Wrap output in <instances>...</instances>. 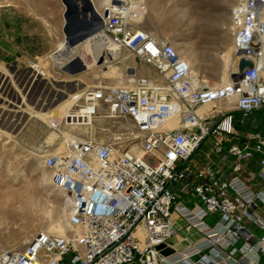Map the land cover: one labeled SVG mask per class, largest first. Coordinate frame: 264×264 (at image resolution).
<instances>
[{"label":"built area","instance_id":"obj_1","mask_svg":"<svg viewBox=\"0 0 264 264\" xmlns=\"http://www.w3.org/2000/svg\"><path fill=\"white\" fill-rule=\"evenodd\" d=\"M98 13L104 35L157 75L128 67V80L86 84L67 94L65 111L49 114L62 149L43 165L69 206L68 230H40L1 251L0 264H264V134L236 128L264 109V0L231 8L233 53L216 85L194 74L170 40L134 27L128 5L106 0ZM243 58L253 68L241 72ZM29 68L47 78L40 62ZM102 112L131 129L104 140L86 134ZM206 140L208 157H230L228 172L195 158ZM254 160L259 168L246 176ZM177 218L198 238L171 241Z\"/></svg>","mask_w":264,"mask_h":264},{"label":"rangeland","instance_id":"obj_2","mask_svg":"<svg viewBox=\"0 0 264 264\" xmlns=\"http://www.w3.org/2000/svg\"><path fill=\"white\" fill-rule=\"evenodd\" d=\"M115 1L134 11V27L146 29L161 40H170L194 70L209 80L219 81L223 76L233 41L230 11L238 0ZM93 2L99 10L106 0ZM65 9L63 0H0V252L24 247L40 230L56 232L52 226L58 221L68 230L69 206L51 183V172L43 165L45 154L62 149L57 133L48 127L54 115L49 114L56 109L65 111L68 103L65 96L58 94L52 98L49 93L35 97V91L45 89L46 84L42 83L44 78L33 76L30 63L40 62L49 81L56 80L51 82L56 90H61L62 80L72 78L80 80L78 88L107 81L119 83L128 80V67L147 65L124 48L120 58L101 57L104 62H93L78 74L64 71L62 66L78 56L75 52L63 63L51 58L59 43L66 41ZM109 64L119 66L122 76H105L104 72L113 73L106 70ZM227 68L229 72L230 62ZM93 125L90 133L102 140L123 132L125 127L131 129L129 122L109 118L103 112L94 118ZM236 128L241 134L247 131L264 134V109L243 123L239 121ZM87 129L83 128L86 134ZM208 148L206 140L195 158L202 159L216 173L228 172L230 157L217 154L208 157L204 152ZM248 166L243 172L246 176L259 168L255 160ZM176 227L171 241L186 234Z\"/></svg>","mask_w":264,"mask_h":264},{"label":"bare ground","instance_id":"obj_3","mask_svg":"<svg viewBox=\"0 0 264 264\" xmlns=\"http://www.w3.org/2000/svg\"><path fill=\"white\" fill-rule=\"evenodd\" d=\"M94 8L99 12L97 6L94 5ZM232 29L234 30L233 26ZM75 52H78L77 53L78 56L83 60V63H85L86 65H91V63L93 62H97L101 57H105L107 59H116L123 56V49H120L117 43H115L112 39L105 36L102 29L96 31L90 37L86 38L85 40H83L82 42L78 43L75 46L68 45L67 41L65 40L61 41L58 45V49L51 55V58L56 62L63 63V61L66 58H69L72 54H75ZM232 53H233V48H231L230 53L227 56L223 76L220 78V80L214 81L207 79L208 84L216 85L222 81L227 80V75L229 73L227 67H229V62L232 58ZM106 68H107L106 70H110L109 72H113L114 74L118 73L119 75L122 76V72L119 70V66L115 67L113 64H109L106 66ZM4 70H7V68H4ZM193 72L197 76H204L199 70L193 69ZM24 100L28 103V99H26L25 95H24ZM28 105L32 107L31 104L28 103ZM169 125L174 126L175 122H171ZM86 127H88L87 133L93 131L94 129L93 121L89 126ZM52 228L59 233H65L66 231L65 226L62 224L61 221L56 222L52 226Z\"/></svg>","mask_w":264,"mask_h":264},{"label":"water","instance_id":"obj_4","mask_svg":"<svg viewBox=\"0 0 264 264\" xmlns=\"http://www.w3.org/2000/svg\"><path fill=\"white\" fill-rule=\"evenodd\" d=\"M66 9L65 17V34L68 45L75 46L93 33L100 30L103 26L102 18L98 11L94 8L92 0H63ZM99 62H104V58H100ZM253 68L252 60L243 58L240 62L239 69L242 72L245 67ZM63 70L70 74H78L87 68V65L81 61L79 56H76L72 61L62 66ZM46 79L42 80L45 83ZM51 84L47 85V89ZM53 97V94L51 98ZM57 113V109L55 110ZM173 252L172 248H168L163 253Z\"/></svg>","mask_w":264,"mask_h":264},{"label":"crops","instance_id":"obj_5","mask_svg":"<svg viewBox=\"0 0 264 264\" xmlns=\"http://www.w3.org/2000/svg\"><path fill=\"white\" fill-rule=\"evenodd\" d=\"M232 43H233V41H232ZM114 66L115 67H118L116 65H114ZM132 67L133 68H137L136 70H137V74L138 75H150V76H156L157 75L155 68L153 66L149 65V64H147L145 66L143 64H140L138 66L139 69L136 66L135 67L132 66ZM138 70H139L140 73L138 72ZM104 75L105 76H113V77H119V76H121L118 73H115V74L114 73L107 74L106 72H104ZM45 79H46V82H45L46 88L45 89H41L39 91H35V97H38L40 94L43 97H45V96L48 95V93H49V98H51L52 94L53 95H56V96H57V94L58 95H63V96L66 97L68 93H70L71 91H74V90L78 89V83H77L78 80H79L78 78H72V79H68V80H62L61 81L62 82L61 83V90H56L53 87H50V88L47 89V85L48 84H51V82L56 81V80H54V78H51L50 81H49V78H45ZM42 90H44V91L41 93ZM251 182H252L253 186H257L259 184V180H257V179H254ZM176 223L179 226V229H181V230H183V231L186 232L185 235H179L178 234L180 236V238L177 239L176 241H173L174 243H177L178 246H183V245H185L187 243L186 241L183 240V238L186 237V236H188L191 239L198 238L199 234L194 229H192V228H185L183 226L184 223H183V221L181 219L177 218Z\"/></svg>","mask_w":264,"mask_h":264}]
</instances>
